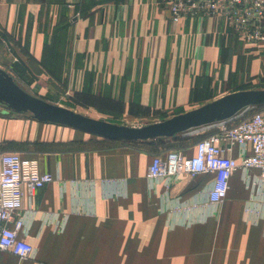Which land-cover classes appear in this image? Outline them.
<instances>
[{"label": "crops", "instance_id": "1", "mask_svg": "<svg viewBox=\"0 0 264 264\" xmlns=\"http://www.w3.org/2000/svg\"><path fill=\"white\" fill-rule=\"evenodd\" d=\"M167 3L0 0V69L36 97L64 98L79 113L127 126L166 120L263 80L264 43L239 42L216 17L173 22ZM35 123L48 135L28 137L47 145L11 150L38 159L55 179L25 189L20 237L35 254L0 251V264H264L258 168L236 170L227 197L188 211L184 224L176 206L205 202L213 173H182L168 188L147 178L156 153L147 144ZM218 125L166 144L193 156L200 136ZM8 135L27 138L20 126ZM4 136L0 123V141ZM219 145L241 155L238 145Z\"/></svg>", "mask_w": 264, "mask_h": 264}, {"label": "built area", "instance_id": "2", "mask_svg": "<svg viewBox=\"0 0 264 264\" xmlns=\"http://www.w3.org/2000/svg\"><path fill=\"white\" fill-rule=\"evenodd\" d=\"M167 4L173 22L182 18L216 17L239 42L264 43V0H168ZM251 108L242 109L232 119L218 121V131L200 138L193 156H185L176 149L153 156L147 178L150 182L163 179L168 188L182 173L215 175L206 189L205 202L195 198L191 204L176 206L184 210L182 223H188V211L203 206L215 208L221 203L227 197L230 178L236 170L256 167L264 182V107L250 112ZM221 141L238 145L241 155L238 158L226 155L219 145ZM54 179L52 173L41 170L34 157L15 150L0 153V251L22 258L35 254V247L20 237L25 229V189L32 193Z\"/></svg>", "mask_w": 264, "mask_h": 264}, {"label": "water", "instance_id": "3", "mask_svg": "<svg viewBox=\"0 0 264 264\" xmlns=\"http://www.w3.org/2000/svg\"><path fill=\"white\" fill-rule=\"evenodd\" d=\"M0 101L9 103L17 112H31V117L40 122L57 123L108 140L135 142L196 132L212 122L232 119L242 109L264 106V89L232 92L160 122L127 126L94 119L36 97L0 69Z\"/></svg>", "mask_w": 264, "mask_h": 264}, {"label": "rangeland", "instance_id": "4", "mask_svg": "<svg viewBox=\"0 0 264 264\" xmlns=\"http://www.w3.org/2000/svg\"><path fill=\"white\" fill-rule=\"evenodd\" d=\"M257 90V89H264V78L263 80H260L258 83L257 82H250L248 84V88H245L243 90ZM54 104H58V105H63L66 106L68 108H71L69 106H67L68 104H71L70 102H68L66 99L61 98V99H57V100H51V103ZM72 109V108H71ZM254 109H258L257 107L251 108L249 111L251 112ZM87 114V112H86ZM36 120L34 118L31 117V112L29 111H22V112H17L9 103L5 102V101H0V123L4 125V139H2L0 141V153L2 151H6V150H11V149H15V148H19V149H23V148H27L29 145L32 146H36L37 144L40 145L41 148H44L47 142H41V141H37L36 139L33 138H29L28 136H32L35 137L36 134L42 136V135H48L47 132L45 130H40L39 133L38 132V127L37 123H35ZM50 124H56V125H60L57 123H52V122H47ZM118 124V123H116ZM121 125V124H119ZM16 126H20L21 128L23 127L25 130V136L27 138L24 139H13L8 137L10 134V131L14 130V128ZM49 127L51 125H48ZM31 128L34 131H31ZM77 134H79L78 136H86L88 138H92V135H88V134H84V133H79L77 132ZM173 150V149H171Z\"/></svg>", "mask_w": 264, "mask_h": 264}, {"label": "trees", "instance_id": "5", "mask_svg": "<svg viewBox=\"0 0 264 264\" xmlns=\"http://www.w3.org/2000/svg\"><path fill=\"white\" fill-rule=\"evenodd\" d=\"M245 88H243V89H245ZM263 107L264 106H257L258 109L263 108ZM204 136L205 135L200 136V138H202ZM168 138H170V137L157 138V139L148 140V141H135L132 143L133 144H137V143L147 144L148 146H151L156 151L155 154H158V153H161V152L166 151V150H171V147L169 148L168 144H166V141ZM15 151H17V150H15Z\"/></svg>", "mask_w": 264, "mask_h": 264}]
</instances>
